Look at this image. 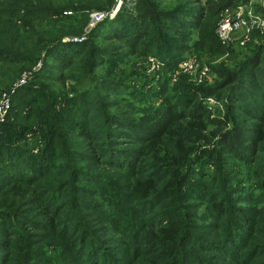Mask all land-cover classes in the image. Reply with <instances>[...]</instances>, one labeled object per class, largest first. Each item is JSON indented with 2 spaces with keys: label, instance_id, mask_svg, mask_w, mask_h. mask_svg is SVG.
Returning <instances> with one entry per match:
<instances>
[{
  "label": "trees",
  "instance_id": "1",
  "mask_svg": "<svg viewBox=\"0 0 264 264\" xmlns=\"http://www.w3.org/2000/svg\"><path fill=\"white\" fill-rule=\"evenodd\" d=\"M195 1L178 3L166 11L159 10L155 0H138L132 7L122 4L113 14V0H0V91H9L21 79L24 70L28 72L26 83L10 95L9 115L0 124V249L4 240L16 237L14 242L8 243L28 255V237L21 244V232L11 229L14 217L9 212L15 202L8 194L15 192L10 186L38 178L48 179L53 174L65 176L69 173L71 179L83 175L71 166L80 157L95 161L101 155L108 167L121 168V155L115 147L119 140L114 138L125 137L127 141L138 142L157 139L168 122L188 115L192 119H202L217 112L219 106L209 108L206 104L209 97L219 103L226 100L220 106L226 109L228 119L231 118L229 112L236 111L252 122L240 126L234 124L232 118L231 121H216L223 126L230 124V129L222 132L218 140L224 151L233 159L247 162L245 164L252 161L248 155L252 157L260 151L258 144L264 139V42L253 48L250 46L254 44L253 39L264 37V34H254L242 47L222 45L215 34L220 13L245 0L215 3L202 0L203 7H194L200 4ZM93 14L104 17L90 26ZM200 51L209 56L228 57L237 66L232 71L217 68L219 79L212 86L195 85L186 75H180L171 84V74L177 65L188 53L195 52L199 56ZM149 56L157 58L161 66L157 89V85L146 87L149 79L154 78L143 72L144 67L122 70L129 61L134 60L135 64L137 59L146 60ZM37 64L39 69H32ZM167 86L171 87L169 91ZM100 91L113 99L101 102ZM113 101L117 107L124 108L127 115L108 110L103 115L98 112L95 117L91 116L97 106H114ZM99 120L104 128L103 137L98 143L87 146L96 148L97 155L83 154L81 141L99 137L90 132L91 125ZM114 127L122 131H112ZM247 169L251 170L250 166ZM217 172L222 180L229 177L220 165H217ZM218 179L217 175L214 187ZM111 181L117 185L115 180ZM94 183L97 189L96 183L106 184L107 180ZM200 184L208 193L205 182ZM172 190L169 197H175L177 204L169 207L172 217L169 209L164 216H168L172 227L182 228L188 219V207L183 200L189 197L182 189ZM56 191L53 189L51 194ZM136 191L142 190L137 188ZM115 192L112 188L108 194L112 196ZM95 196L100 208L94 204L90 207L99 211L95 213L99 221L116 214L127 218L131 213L125 202L108 200L100 194ZM210 196L217 194L213 192ZM69 197L70 205L63 216V224L56 228L54 235H61L62 240L70 244L76 241L77 260L80 258L82 264H115L96 233L87 231L84 220L76 214L77 197L74 194ZM65 208L66 204L59 213ZM243 225L250 229L248 223ZM184 228L183 233H191ZM60 231L66 233L59 234ZM47 254L40 255L46 264L49 260L56 261V257L45 258ZM38 259L33 257L29 264L39 262ZM0 263L9 264L10 259L0 258Z\"/></svg>",
  "mask_w": 264,
  "mask_h": 264
},
{
  "label": "rangeland",
  "instance_id": "2",
  "mask_svg": "<svg viewBox=\"0 0 264 264\" xmlns=\"http://www.w3.org/2000/svg\"><path fill=\"white\" fill-rule=\"evenodd\" d=\"M155 1L159 3V10L166 11L172 10L178 3L193 2V0ZM195 2L200 4L195 3L197 5L194 7H203L205 4L202 0ZM215 2L218 0H210V3ZM240 2L252 10L264 7V0ZM94 15L90 18V26L95 23ZM86 30L85 28L84 31ZM194 32L197 33L195 30ZM253 41L254 44L250 48L264 42V37H256ZM195 52L188 53L186 57L196 58L200 67L207 69L208 80L198 83L196 73L180 74L186 75L195 85L212 86L219 79L216 74L217 68L232 71L237 66V64L234 66L228 57L209 56L205 51H200L198 56ZM133 62L134 60L129 61V65L122 70H141L144 67L143 72L154 78L149 79L150 83L146 87L156 86L161 69L158 72L149 71L148 58L137 59L135 64ZM38 67L39 64L32 69L38 70ZM26 70L24 71L28 74ZM170 79L171 84L177 81ZM169 86L168 91L171 89ZM0 92L1 96L7 91ZM99 96L101 102L113 99L103 91L99 92ZM222 100H220L222 103H226L225 99ZM113 104L114 106L110 104L97 106L91 116L95 117L98 112L103 115L108 110L127 115L124 108L117 107L114 101ZM9 110L10 107L5 121ZM217 110L202 119H192L188 115L176 122H168L163 126L157 139L148 138L138 142L127 141L125 137L114 138L119 140L115 147L121 155L122 164L119 165L121 168L108 167L105 159H101V155L97 156L95 161L80 157L71 166L83 175H76L71 179L69 173L65 176L53 174L49 175L48 179L38 178L29 183L10 186L12 192H15L8 194L15 202L12 203L13 209L9 212L14 217L11 229L21 232V244L28 237V255L39 258V262L32 261L33 264H46L45 259L40 258L43 252L48 253L45 258L56 257L55 262L49 260L48 264H82L80 258L77 260L76 241L70 244L62 240L61 235H54L56 228L63 224V216L70 205L69 196L73 194L78 199L74 207L76 214L79 213L84 220L83 224L87 226V231L96 233V238L104 245L105 252H108L115 264H264V139L258 144L260 151L252 157L247 156L252 158V161L248 162L249 165L245 164L247 163L245 161L233 159L218 144L221 133L230 129V124L223 126L216 121H231L232 118L233 123H239L240 126L251 125L252 122L236 111H232L231 114L229 112L231 118L228 119L224 107L219 106ZM100 122L101 120L96 121L90 128L92 135L99 136L97 139H82L83 154L97 155V149L89 147L92 142L98 143L103 137L104 128ZM117 130L122 131L117 127L112 129ZM217 165L225 169V174L229 176L227 180H222V176L217 172ZM248 166L251 170L247 169ZM253 170L256 173H253ZM217 175L219 179L214 187ZM234 177L236 179L232 181ZM100 180H107V183H96L95 189L94 182ZM111 180H115L117 185ZM203 182L208 187V193L202 190L200 183ZM238 182H241L240 185H235ZM185 183L189 187L185 186ZM108 188L110 191L112 188L116 189L118 194L115 192L111 196L108 194L110 192ZM137 188L142 191H136ZM172 188L175 192L182 189L189 197L183 200V204L188 207L187 224L181 226L184 225L190 234L183 233L184 226L172 227L168 216H164L168 209L171 211L170 206L177 204L175 197H169L173 192ZM53 189L57 191L51 194ZM213 192L217 196L211 198L210 194ZM96 194L103 195L108 200L125 202L130 206L131 213L127 217L129 220L127 221L124 215L116 214L112 218L99 221L100 219L95 217V213L99 214V211H94L90 207L94 204L96 205L94 207L100 208ZM157 197L164 199L159 203ZM65 204L66 208L59 213ZM241 210L245 212L242 213ZM94 223L96 226H93ZM244 223H248L250 229L245 228ZM63 233L66 232L60 231L59 234ZM15 239L16 237H11V241L2 242L0 258L8 257L9 264H29L33 257L27 258L28 255H23V249L17 250L18 246L13 248V245L8 243L14 242ZM20 247L24 248L23 245Z\"/></svg>",
  "mask_w": 264,
  "mask_h": 264
},
{
  "label": "built area",
  "instance_id": "3",
  "mask_svg": "<svg viewBox=\"0 0 264 264\" xmlns=\"http://www.w3.org/2000/svg\"><path fill=\"white\" fill-rule=\"evenodd\" d=\"M138 0H114V8L112 13L117 12L122 4H126L132 7ZM95 22L100 21L104 15L95 14ZM215 34L222 45H237L244 46L251 41L254 34H264V7L252 10L251 8L239 2L234 6L226 7L222 10L219 16L218 24L215 29ZM147 65L149 71L158 72L161 66L158 60L154 57H148ZM207 69L200 67L198 61L194 57H186L175 69L171 78L172 81H176L180 74H197L198 83H202L204 80H208L206 76ZM28 74L24 73L21 79L13 85L9 91L4 92L0 96V123L5 121L7 111L10 107V95L13 94L16 89L23 86L26 83ZM206 104L209 108L220 106V103L213 97L206 99Z\"/></svg>",
  "mask_w": 264,
  "mask_h": 264
}]
</instances>
